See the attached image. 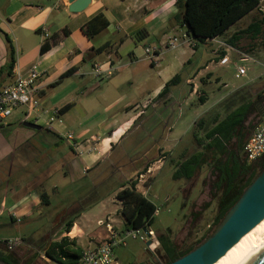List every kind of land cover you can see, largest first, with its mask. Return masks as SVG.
Returning <instances> with one entry per match:
<instances>
[{
  "label": "crops",
  "instance_id": "1",
  "mask_svg": "<svg viewBox=\"0 0 264 264\" xmlns=\"http://www.w3.org/2000/svg\"><path fill=\"white\" fill-rule=\"evenodd\" d=\"M175 1L90 0L83 11L71 13L68 0H61L57 9L52 8L55 0H0V30L10 39L15 54V62L9 70L8 45L0 34V87L12 81L13 68L18 67L25 73L35 64L39 78L32 99L44 115L43 121L34 124L39 126L38 130L23 126L24 122L32 123L24 109L15 111L6 124L0 126V220L8 216L15 223H31L42 211L39 190L55 176L57 181L49 190L57 194L59 185L67 180L78 182L91 170L105 165L110 167L113 176H122L117 194L134 175L147 169L140 176L142 180L148 179L161 167L171 149L170 138L179 136L182 123L178 104V115L170 128L155 129L153 117H146L149 109L156 113L161 104L174 97L170 90L159 96L165 84L176 75L183 76L189 88L188 96L196 97L197 91L205 93L202 87L215 79L214 70L231 62L228 48L222 49L225 52L222 60L213 61L220 37L195 45L193 49L182 45L174 53L163 48L170 36L184 31L173 20L177 13ZM99 14L104 16L108 26L87 39L82 27ZM42 31L48 34L44 41ZM64 31L66 36H63ZM55 35L61 38L40 54L41 46L50 44ZM104 46L107 47L97 54ZM144 47L156 48L159 62L169 53L167 62L160 69L157 67L156 84L150 73L156 66L143 61ZM198 51L200 59L196 70L185 72L195 65ZM95 67L103 72L112 71L111 77H94ZM69 71V76L59 80ZM258 82L263 85L254 87L252 92L250 86ZM222 88L226 89L227 85ZM237 92H251L250 99H254L264 94V81L257 77L233 87L215 100L211 109H217ZM207 98L206 95V101ZM66 107L68 109L61 113ZM259 124H264V114L254 127ZM139 134H144V144L138 141ZM159 134L160 141L155 138ZM185 154L181 152L179 158ZM129 155L135 157L129 160ZM124 160V168L118 169L117 165ZM143 183L139 184L144 186ZM43 194L48 197L44 190ZM101 208L100 201L88 211L76 212L63 225L54 224L48 231L39 232L38 239L32 232L29 239L21 240V249L31 255L38 254L39 259L44 260V252L38 247L47 249L62 238L73 242V247L81 252L96 247L103 240L105 230L98 222H112L111 215H106L105 220L97 217ZM69 221L72 224L70 232L66 233ZM32 227L28 225L26 229L34 231Z\"/></svg>",
  "mask_w": 264,
  "mask_h": 264
},
{
  "label": "rangeland",
  "instance_id": "2",
  "mask_svg": "<svg viewBox=\"0 0 264 264\" xmlns=\"http://www.w3.org/2000/svg\"><path fill=\"white\" fill-rule=\"evenodd\" d=\"M263 6L264 0L259 2V6H257L253 12L241 19L235 26L229 28L228 31L218 39L220 43L216 42V45L219 46L216 48L217 55L221 53V47L227 49L225 45L226 40L236 31L246 28L254 18L261 19L263 17L259 10ZM175 51H169V53H174ZM242 54L249 56L251 59H255V61L252 60L241 64L245 67L246 73L243 78L235 79V65H240L238 64V59ZM167 55L163 56V60L159 62V69L167 62L169 57ZM199 55L200 51H198L194 60L195 65L188 67L189 70L185 69V72H193L196 70L197 61L200 59ZM228 56L231 62L214 70L213 76L215 79L202 87V90L208 97L203 107V104L198 102L197 97L188 96L189 88L184 82V77L179 76V84L169 88L170 93L172 94L173 92L174 97L170 101L161 104V107L156 113L152 109L148 110L146 117L152 116L153 126L155 129L159 128L161 131L162 128H170L173 125L178 115L177 104L180 105L182 123L178 130L179 136H172L170 138V151L165 155L161 167H159L157 171L152 172V175L149 176L148 179H143H147L144 186L139 184L137 182L138 180H135L138 174L130 179V181L136 183L135 192L140 195L146 192L145 199L154 205L157 210V213L153 215L152 224L147 227V229L153 232L156 241L158 234L168 235L180 249L194 245V243L212 229L213 221L216 216V203L211 201L208 195V183L210 181L208 169L204 168L193 181L187 183L183 179L174 180L172 178L175 164L180 160L179 157L181 152H186L184 156H189L195 151L196 148L193 139L195 130L193 122L200 117L204 119L205 125H209V119L217 111V109H211L215 100L222 94L231 91L233 87L255 80L257 77H261L262 81H264V29L261 35L254 41L249 38H242L237 43V49L228 48ZM143 61L148 63L146 60ZM159 69L157 67H152V72H150L151 80L154 84L158 81L157 72ZM258 83L250 86L253 87L251 90L252 92L255 91L254 87H261L263 85L260 84V82ZM223 85H227V88L223 89ZM248 93L250 95L252 94L251 92ZM184 103L186 104L185 106ZM155 138L156 140L159 138L158 141H160V134ZM139 140L144 144V134H139L138 141ZM141 143H139V145H141ZM142 148L141 155L143 152ZM134 157L133 155H129L128 158L132 160ZM125 160L117 165L118 169L120 167L124 168ZM109 168L110 167H106L105 165L97 167L91 170L86 177L78 182L69 183L67 180L66 183L59 185L57 194L49 190L50 185L52 186L53 183H56L57 177L55 176L49 182H45L41 190H39V193L40 195L43 194L44 190L48 195L49 203L41 205L42 211L35 215L31 223H15L10 221L8 216L1 219L0 242L27 240L30 238L32 232H34L32 234H36L35 238L38 239L40 238V236H37L39 232L48 231L54 224L59 226L63 225L68 220H71L76 212H80L81 210L88 211L94 204L100 201L102 202V208L97 217L105 220L106 215H111L110 220L112 222L99 221L102 222V228L105 227V230L103 232V240L99 242L97 246L108 238L106 225H109L115 234H119L124 224V218L121 213V202L116 199V192L118 191L117 186L122 176L119 174L113 176ZM203 182L206 184H203ZM206 203H209V208L205 211L203 210L198 219L193 220L192 214L201 211L203 205ZM28 225H33L32 229H34V231L26 229ZM141 238L146 239L142 232L138 233L135 239L126 238L124 241L125 247H117L114 249V257L117 264L164 263L159 245L155 248H149L148 253H146L145 242H143ZM2 248L5 251L4 246H2ZM9 253L13 254L20 261V264H23L32 256L29 252L21 249V245ZM24 256L27 258L25 259ZM33 264L49 263L45 262L43 259L37 258Z\"/></svg>",
  "mask_w": 264,
  "mask_h": 264
},
{
  "label": "trees",
  "instance_id": "3",
  "mask_svg": "<svg viewBox=\"0 0 264 264\" xmlns=\"http://www.w3.org/2000/svg\"><path fill=\"white\" fill-rule=\"evenodd\" d=\"M258 0H176V15L174 22L184 28L186 34L190 35L195 45H202L206 41L223 36L229 28L235 26L241 19L253 12ZM108 26L107 20L102 14L95 16L83 25L82 33L90 39L104 30ZM264 29V17L254 18L244 29L236 31L225 45L227 48L237 49V43L242 38H249L254 41ZM8 45L9 50V70L15 62L14 49L10 39L0 30ZM67 32H63L66 36ZM61 37L59 35L51 38V43H44L40 48V54L49 50ZM107 46L96 51L102 52ZM222 49H225L222 47ZM213 58L215 63L222 60L225 52L222 51ZM210 62V61H208ZM71 71L60 77L62 80L69 76ZM179 76H174L167 82L159 96L168 93L171 86L179 84ZM197 100L200 104L206 101L203 92H196ZM248 92H237L227 100L220 103L217 113L209 119L210 124L205 125L204 119L200 118L194 122L193 139L195 151L189 156H184L175 164L172 178L174 180L183 179L187 183L193 181L204 169L209 170L210 181L208 183V195L211 201L216 203V216L212 229L198 240L194 245L180 249L165 234H158L157 241L159 250L164 258L163 264H169L187 254L202 240L209 236L215 226L224 217L229 208L237 201L242 191L251 183L257 175V171L264 167V160L258 166L248 165L243 155V145L245 129L252 128L264 114V94H258L254 99H250ZM68 107L60 112H65ZM223 112V113H221ZM147 169L140 172L135 178L144 174ZM203 184H206L203 182ZM136 183L128 180L125 187L116 194V199L121 202L122 216L124 224L122 232L137 230L149 227L153 222L155 207L145 197L135 192ZM47 196L40 195L41 202L47 203ZM209 208V203L203 205L198 213L192 214L193 220L198 219L201 212ZM72 222H68L65 231L69 232ZM0 242V264H20V261L11 253L4 251ZM74 246L73 242H68L62 238L59 242L52 243L47 249H41L44 256L49 259V264H73L79 258L81 251ZM66 259L62 262L59 257ZM39 258L38 254H33L23 264H33Z\"/></svg>",
  "mask_w": 264,
  "mask_h": 264
},
{
  "label": "built area",
  "instance_id": "4",
  "mask_svg": "<svg viewBox=\"0 0 264 264\" xmlns=\"http://www.w3.org/2000/svg\"><path fill=\"white\" fill-rule=\"evenodd\" d=\"M60 1L61 0H55V4L52 8L57 9ZM258 1L260 2L263 0ZM259 10L264 17V6ZM47 38V32L42 31L41 39L44 41ZM182 45H186L191 49L195 47V42L190 35L186 34L185 29L184 31L170 36L164 43L163 48L167 51H175ZM143 53L144 60L148 61L153 66H159V51L156 48L144 47ZM248 61H252V59L247 55L242 54L239 57L238 64L240 65H236L235 67L234 76L236 79L245 75L246 69L241 64ZM92 75L96 78L107 79L111 77L112 71L103 72L99 67H95L92 70ZM38 78L39 73L35 64H33L25 73H22L18 67L13 68L12 81L8 85L0 87V126L5 125L7 120L18 109H24L25 116L29 117L33 124L43 121L44 115L39 111L36 102L32 99L37 90ZM243 155L248 165L264 160V124H259L252 129L251 134L244 142ZM137 180L138 183H143L142 176H139ZM144 184L145 183H143V185ZM145 194L146 192H143L142 196L145 197ZM155 213H157L156 209L154 214ZM98 225L102 226V222H98ZM106 229L108 232V238L94 248L83 250L77 261L73 264H116L114 249L117 247H125L124 241L126 238L135 239L140 232L145 235L142 229L128 230L119 234H115L109 225H106ZM147 231L149 237L145 235L146 239L141 238V240L145 243L150 240L151 243L149 248H155L158 245V242L155 240L153 232L149 229H147ZM21 243L20 240L2 242L5 250L8 252L19 247ZM59 258L62 262H66L65 258L61 256ZM44 260L50 262L46 257Z\"/></svg>",
  "mask_w": 264,
  "mask_h": 264
},
{
  "label": "water",
  "instance_id": "5",
  "mask_svg": "<svg viewBox=\"0 0 264 264\" xmlns=\"http://www.w3.org/2000/svg\"><path fill=\"white\" fill-rule=\"evenodd\" d=\"M68 2L69 12L77 13L83 11L90 0H68ZM23 126L39 129V126L29 122H24ZM263 218L264 167L257 172L255 178L242 191L237 201L229 208L212 233L187 254L169 264H214ZM142 231L149 237L146 228H143ZM150 243V240L145 243L146 253H148ZM251 264H264V252Z\"/></svg>",
  "mask_w": 264,
  "mask_h": 264
},
{
  "label": "bare ground",
  "instance_id": "6",
  "mask_svg": "<svg viewBox=\"0 0 264 264\" xmlns=\"http://www.w3.org/2000/svg\"><path fill=\"white\" fill-rule=\"evenodd\" d=\"M264 252V218L214 264H251Z\"/></svg>",
  "mask_w": 264,
  "mask_h": 264
},
{
  "label": "flooded vegetation",
  "instance_id": "7",
  "mask_svg": "<svg viewBox=\"0 0 264 264\" xmlns=\"http://www.w3.org/2000/svg\"><path fill=\"white\" fill-rule=\"evenodd\" d=\"M246 131H245V138L244 139H246L247 137H249V135L251 134V131H252V129L251 128H247V129H245ZM260 163L261 162H256V163H253V164H251L252 166H255L256 167V169H258V166L260 165Z\"/></svg>",
  "mask_w": 264,
  "mask_h": 264
}]
</instances>
